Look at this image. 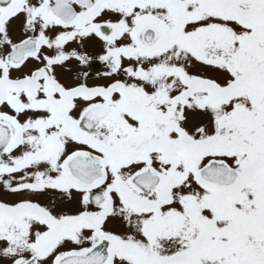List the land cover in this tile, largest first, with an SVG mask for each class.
<instances>
[{"label": "snow or ice", "instance_id": "6c2138e0", "mask_svg": "<svg viewBox=\"0 0 264 264\" xmlns=\"http://www.w3.org/2000/svg\"><path fill=\"white\" fill-rule=\"evenodd\" d=\"M0 264H264V0H0Z\"/></svg>", "mask_w": 264, "mask_h": 264}, {"label": "flooded vegetation", "instance_id": "af4514ba", "mask_svg": "<svg viewBox=\"0 0 264 264\" xmlns=\"http://www.w3.org/2000/svg\"><path fill=\"white\" fill-rule=\"evenodd\" d=\"M98 68L103 71V65H98Z\"/></svg>", "mask_w": 264, "mask_h": 264}]
</instances>
